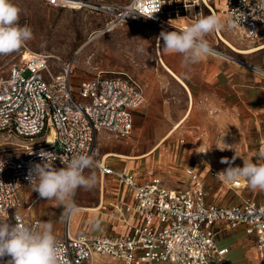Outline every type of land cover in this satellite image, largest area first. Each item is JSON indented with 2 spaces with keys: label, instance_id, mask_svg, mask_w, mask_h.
Instances as JSON below:
<instances>
[{
  "label": "built area",
  "instance_id": "obj_1",
  "mask_svg": "<svg viewBox=\"0 0 264 264\" xmlns=\"http://www.w3.org/2000/svg\"><path fill=\"white\" fill-rule=\"evenodd\" d=\"M47 1L73 7L85 4L84 0ZM219 1L217 9L208 1L204 3L211 14H223L226 21L234 22L231 29L242 39L264 46L262 0ZM152 2L128 0L107 6L111 15L107 27L145 20L166 26L170 16L187 15L195 3L160 0L162 5L153 18L139 15H150ZM215 36L208 40L214 56L228 60L230 55L219 46L221 41L227 42L219 30ZM248 68L264 74L252 64ZM74 69L73 59L29 50L6 74L0 73V132L13 133L22 140L0 154V223L14 226L17 215L26 226L42 225L39 218L30 216L34 201L26 205L23 196L31 187L26 179L30 168L44 163L41 151L57 156L52 162L57 169L64 167L60 156L90 155L103 175H113L131 189L134 202L124 207L138 212L142 222L130 234H74L68 225L63 234L55 235L61 247L60 264H94L98 256L111 258V264H230V246L221 244L218 235L241 226L255 235L256 251L264 264V194L260 201L246 198L224 205L208 201L205 180L193 167L186 168L180 186L171 185L153 168L143 182L127 168L114 169L101 154L99 134L107 131L116 139L132 134L134 111L146 100L144 84L128 72H117L98 74L76 85ZM259 145L264 149V136ZM221 172L213 170L230 188L247 186L246 180L230 182Z\"/></svg>",
  "mask_w": 264,
  "mask_h": 264
},
{
  "label": "rangeland",
  "instance_id": "obj_2",
  "mask_svg": "<svg viewBox=\"0 0 264 264\" xmlns=\"http://www.w3.org/2000/svg\"><path fill=\"white\" fill-rule=\"evenodd\" d=\"M127 1L84 0L85 4L76 8L69 5H53L47 0H11V3L21 9L18 23L30 27L33 38L20 49L7 55H0L2 74H6L12 64L19 61L25 52L45 51L75 61L76 85L83 79L98 74L113 75L117 72H128L142 78L147 88H152L154 95L163 97V101L167 104L163 111L170 115L169 118H162L161 108L151 115L138 114L134 130L128 138L119 142L103 133L104 137L99 139L102 152L115 145L125 146L126 153H131L130 150L134 148L152 147L158 133L159 137L163 136L179 119L178 116L185 107L181 105L179 83L164 70L157 55L158 43L160 42L161 50L164 43L162 39L157 40L159 34L162 31H174L173 28L145 20L139 23L126 22L102 32L111 19L106 7L124 4ZM189 1L191 4L194 2V0ZM207 1L215 5L216 0ZM187 15L198 19L201 15H210V11L204 1H201L199 5L192 7ZM173 22L185 24L182 19ZM224 31L225 37L237 49L249 50L257 45L242 39L229 29ZM219 46L228 55L264 70V48L243 53L233 50L222 41ZM140 47L144 49L143 53L137 51ZM215 57L228 62V67H232L238 79H241L237 87L238 93L237 91L230 93L232 87L228 85V106H194L188 119L165 140L162 146L152 155L140 159L138 163L132 165L127 159L117 156L109 157L106 162L114 167L128 163V167L147 178L150 176L149 171L154 168L172 182H177L184 176L183 167L191 165L198 167L202 172L210 201L236 203L248 197L260 200L264 191L252 190L248 186L242 189H230L227 183L213 173V170L216 172L226 170L229 165L221 163V159L227 157L231 160L235 154L238 157L232 166L242 167L243 160L254 163L257 161L259 138L264 135V74L258 69H250L236 62ZM240 88L244 89L243 94L247 96L241 97ZM16 142H22L20 136L0 132V154L6 152ZM202 146H205L211 154V165L202 153ZM225 147L230 148L223 150ZM93 173L96 176L95 185L91 189L78 188L72 201L85 210H100L106 207L105 202L110 207L102 209L92 217L89 212L83 215L81 224L75 225L73 233L84 232L87 229L104 233L113 229V219L110 217L113 209L111 203L116 202L118 198L114 189L117 182L109 176L102 179L95 164L85 175ZM101 179L102 184L104 182L102 187ZM103 187H105V202L102 207L96 209L95 207L100 205H97L99 200L101 203ZM35 194L32 187L26 189L27 200ZM51 201L40 198L35 202L30 213L42 222H52L53 232H63L68 226L67 217L61 218L62 212L60 206H57L59 202H55L54 199L53 202ZM218 239L221 244L230 246L228 255L230 264H262L255 247V235L246 233L243 227L223 231L218 235Z\"/></svg>",
  "mask_w": 264,
  "mask_h": 264
},
{
  "label": "clouds",
  "instance_id": "obj_3",
  "mask_svg": "<svg viewBox=\"0 0 264 264\" xmlns=\"http://www.w3.org/2000/svg\"><path fill=\"white\" fill-rule=\"evenodd\" d=\"M161 5L160 0H153L149 5L151 14L139 15L151 19ZM20 13L21 9L11 3V0H0V55L20 49L33 38L32 29L18 23ZM226 24L229 28L235 27L234 22H226L216 14L201 15L181 31H162L157 40H163V51L180 54L182 65L190 68L216 54L205 37L217 30H223ZM137 51L143 53L144 49L140 47ZM228 148L230 147L223 150ZM39 155L44 163L35 164L26 177L32 191L38 193L41 199L58 201L57 206L62 205L64 209L61 218L75 214L78 208L72 197L76 190L91 189L96 183L94 173L85 175V170L93 167L94 160L90 155L77 154L71 159L60 156L64 167L57 169L52 163L57 159L55 154L41 151ZM237 157L235 154L231 160L222 158L221 163L228 164L229 167L219 174H223L230 182L242 178L250 189L264 191V149L258 153L255 163L243 160L242 167L232 166ZM2 167L0 165V171ZM15 219L17 223L14 226L7 222L0 223V264H60L61 247L53 234L52 222H43L41 226L33 228L22 224L19 216L16 215Z\"/></svg>",
  "mask_w": 264,
  "mask_h": 264
},
{
  "label": "crops",
  "instance_id": "obj_4",
  "mask_svg": "<svg viewBox=\"0 0 264 264\" xmlns=\"http://www.w3.org/2000/svg\"><path fill=\"white\" fill-rule=\"evenodd\" d=\"M194 2H195V0H194ZM194 6H195V4H194ZM219 6H220V1L216 0L214 7L217 9ZM210 15H211V12H210ZM217 15L222 17L226 21L225 15L220 14V13H218ZM178 19L184 20L183 18H178ZM195 20L196 19L192 18V21L190 22V24L193 23ZM228 29L233 31L231 28L227 27V24L223 30H219V31H220V35L222 36V38L224 40H226V42L228 44H230L231 42L223 34V32H225L224 30H228ZM206 37H208V39ZM206 37H205V39H207L209 41H213V39L216 37L215 32L208 34ZM163 44H162V50H161V47L158 46L159 47L158 50L160 49L161 59H162L161 65L163 66V64H166L169 67L170 71L166 70L163 66L164 70L167 71V73H169L179 83V87L181 88L180 96L182 97L181 98V100H182L181 105L185 106L182 108L181 113L178 116L179 119L174 123V125L179 124L178 127L171 132V130L174 126L173 125L163 136H160V137L158 136L159 135V133H158L157 139L154 142V144L152 145V147H150L148 149H141V148L136 149V148H134L133 150H130L131 153H126L124 151V150H126V148L123 145L122 146L115 145L114 147H111L109 150L102 152V147L100 145L99 139L100 138L102 139V137H104L103 133L108 134V136L112 140L119 141V142L123 140V139H116L107 131H102L98 137L102 156L105 152H112L113 155H111V156H117V157L125 158L132 165L135 163H138V162H140V159L152 155L153 153L156 152V150L158 148H160L162 146V144L165 142V140L167 138H169L188 119V117L190 116V114L194 110V106H228V85L232 87V90H230V93L233 91H237V93H238L237 87L240 85L241 79L240 80L238 79V75H236L233 72L235 70L232 69V67H228V62H226L225 60H222V59L217 58L215 56H209L206 59L202 60L200 63L192 65L190 68H185L182 65V56L180 54H169V53L163 51ZM253 44H257L256 47H253V48H258V47H261L260 49L264 48V46H262V44H260V43H253ZM132 75L144 84L145 96L147 97V100H145V103L140 108H138L137 110L134 111V127H135L136 117L140 113H145V114L151 115L152 113L156 112V110H159L161 108L162 118H169L170 115L163 111L164 106H167V104L163 101L164 100L163 97H160L158 95H154L152 93L153 92L152 88L150 87L148 89L145 81L142 78H140L139 76H136L134 74H132ZM177 79H179V80H177ZM182 81L184 82V84ZM234 87H235V89H234ZM243 91H244V89L240 88L241 97L243 95L247 96V94H243L244 93ZM133 130H134V128H133ZM260 138H259V142H260ZM203 147H205V146H202L201 150ZM259 147H260V145L258 144V148ZM259 152H260V149H259ZM111 156H109V157H111ZM210 156H211V154H210ZM107 159H105V160H107ZM208 163H209V165H211L212 161L211 162L209 161ZM107 164L110 165L111 167H113L114 169H118V170L122 169V168H127L128 170L134 172L138 176V179L142 182L146 181L147 179L150 178V176L147 178V177L143 176L142 174L133 170V168L128 167V163L126 165H123L120 167H114L113 165L109 164L108 162H107ZM187 167L195 168L197 171L200 172L201 176L204 178L200 169L198 167L191 166V165H187L186 167H183L184 168L183 169L184 176L179 178L177 180V182L169 181L164 176H162V175L161 176L165 180H167L171 185L180 186V185H182V181L185 180V170ZM88 170L89 169H87L85 171V173ZM222 170L224 171V169H222ZM150 171H149V175H150ZM154 172L158 173L155 171V169H154ZM101 176H102V179L105 178V176H109V177L113 178L114 181L117 182V185L115 186L114 189H116L115 193L118 195L116 202L111 203L113 209L111 211L110 217H112L111 219H113V221H112L113 222V229L109 232H104V233L105 234H130L133 231L134 227L142 222V218L138 212H136L134 210L128 211L124 207V204H133V202H134L131 189L127 185L122 184L113 175H110V174L103 175L101 173ZM102 179H101V187L103 185ZM206 187H207V185H206ZM228 187H229V185H228ZM104 189H105V187H104ZM230 189L236 190L237 188H230ZM240 189H242V188H240ZM207 190H208V188H207ZM263 194H264V192H263ZM263 194H262V196H263ZM23 196H24L26 205L29 204L30 202H33V201L35 204V202H37L40 199L38 193H36L32 198L27 200L26 199V190H24ZM208 197H209V191H208ZM248 198H250V197H248ZM244 199H246V198H243L242 201ZM251 199L256 200V201L261 200V199L257 200L254 197H252ZM208 201L209 202H215V201H210L209 199H208ZM242 201H240V202H242ZM51 202H53V200ZM51 202H49V204H51ZM55 202H58V201H55ZM104 202H105V190H104ZM215 203H218V202H215ZM236 203H239V202H236ZM99 204H100V200H99V203L97 205H99ZM218 204L226 205V204H234V203L228 202V203H218ZM105 205H106V207H103L100 210L81 209L80 210V216H78V218L75 219L73 224L70 226L71 232L74 230V227L77 223L81 224L83 215H85L86 213L89 212V214L91 213L90 215L92 217V216H94L93 214H98L101 212L102 209H106V208L110 207V206H108V204H106V202H105ZM62 208H63V206L61 205L60 206V212H63L64 209L62 210ZM30 216L35 217V216H32L31 213H30ZM43 222H45V221H43ZM72 226H73V229H72ZM228 229H233V228H228ZM228 229L222 230L220 232V234L223 231H226ZM234 229H236V228H234ZM64 231H65V229H64ZM64 231L63 232H53V234L54 235H61L64 233ZM84 232H89L92 234L96 233V232L91 231L90 229H87ZM84 232H77L74 234L84 233ZM111 262H112V259L109 257L98 256L96 258V261L94 264H111Z\"/></svg>",
  "mask_w": 264,
  "mask_h": 264
},
{
  "label": "bare ground",
  "instance_id": "obj_5",
  "mask_svg": "<svg viewBox=\"0 0 264 264\" xmlns=\"http://www.w3.org/2000/svg\"><path fill=\"white\" fill-rule=\"evenodd\" d=\"M201 1H206L207 2V0H195V3L194 4H196V5H199L200 4V2ZM81 7V5L80 6H76V8H80ZM178 18H183L184 20H185V24H178V23H175V22H173V20H178ZM171 21V24L169 23ZM192 21V18L191 17H189L188 15H183V14H178V15H172V16H170L169 17V19L167 20V25L166 26H168V27H171V28H174V29H176V30H183L184 28H186L188 25H190V22ZM111 29H113V28H109V27H106L104 30H102V32H107V31H109V30H111ZM221 36V35H220ZM221 38H222V36H221ZM223 39V38H222ZM161 40V39H160ZM223 41H225L226 42V40H224L223 39ZM228 44V43H227ZM229 46H231L230 44H228ZM158 46L160 47V42L158 43ZM233 46V45H232ZM231 46V48L233 49V50H235V51H237V52H243V53H251V52H255V51H257V50H259L261 47H258V48H252V49H249V50H240V49H237L236 47H232ZM158 47V48H159ZM26 53V52H25ZM157 54H158V56H159V61L161 62V64H162V59H161V53H160V49L158 50L157 49ZM228 60L229 61H232V62H236V63H238V64H241V65H244V66H250V64L248 63V62H245V61H243V60H240V59H238V58H232V56H228ZM163 66H164V68L166 69V70H168V71H170V69H169V67L166 65V64H163ZM260 71V70H259ZM176 75V74H175ZM174 76V75H173ZM178 77V76H177ZM180 78V77H179ZM177 80H179V79H177ZM183 82V81H182ZM183 84H184V82H183ZM183 119V118H182ZM181 121V120H180ZM178 125L179 124H176V125H174L173 126V128H172V130H171V132L173 131V130H175L177 127H178ZM202 153L204 154V157L207 159V161L209 162H211V156H210V153H209V151L206 149V148H203L202 149ZM111 155H113V153L112 152H105L104 154H103V158H104V160L105 159H107L109 156H111ZM103 184H104V182H103ZM103 190H104V187H103ZM104 205V191L102 192V194H101V203H100V205L99 206H97V207H95L96 209H98V208H100V207H102ZM77 208H78V211L75 213V214H73V215H70V216H67V223H68V225H69V227L73 224V222L75 221V219H77L78 218V216L80 215V210L82 209V206H77Z\"/></svg>",
  "mask_w": 264,
  "mask_h": 264
}]
</instances>
